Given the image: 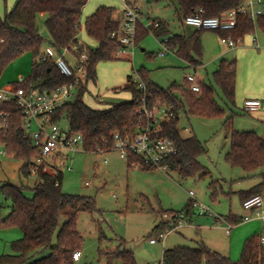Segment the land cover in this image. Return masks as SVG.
I'll return each mask as SVG.
<instances>
[{"label": "trees", "instance_id": "trees-1", "mask_svg": "<svg viewBox=\"0 0 264 264\" xmlns=\"http://www.w3.org/2000/svg\"><path fill=\"white\" fill-rule=\"evenodd\" d=\"M179 18L191 14L197 7H202L207 14H215L235 4V0H176ZM87 0H14L4 13H0V75L12 61L29 52L33 56L31 72L23 81H15V86L26 90L34 88L54 89L69 81L50 61L39 62L37 56L47 44L57 48L74 43L79 38L80 18ZM38 14H45L44 24L49 38H44L36 25ZM158 26L138 25L135 43L140 37L151 31L156 38L168 35L167 24L161 20ZM120 18L116 9L109 5H100L86 16L84 28L87 36L95 42L88 47V74L86 83L79 86L74 100L68 101L50 112L51 124L81 133L82 147L86 151H107L112 149L114 134L132 133L144 118L137 107L140 91L130 81L127 74L125 82L115 91H128L131 98L123 102H110L102 108H95L82 99L89 82L95 81V66L102 61L113 58L112 53L119 43L110 34L118 29ZM258 27L264 35V13L259 15L255 24L245 16H238L234 28L229 30H213L223 38H243ZM204 29H184L172 32L168 39V47L177 56L190 65L201 64L200 34ZM47 42V44H46ZM146 88V105L149 108L162 104H172L177 112L183 110L192 115L204 117L219 116L224 118L223 124L229 132L230 150L225 158L232 166H238L246 172H253L264 167V139L253 131H240L233 127V116L227 115V107L216 100L214 84L219 87L226 103H235L236 62L235 59L221 58L217 68L212 72V82L200 81L198 91L190 89V83L172 82L167 87L156 84L146 70L139 69ZM0 111L9 114L8 128L1 142L5 152L22 161L19 172L22 176L31 175V168L36 170V180L31 187L33 195L24 194L25 186L4 181L0 185V195L9 201L10 211L1 216L4 201L0 200V226H17L21 237L11 242L12 252L0 255V264H74L72 253L80 250L82 236L76 229V221L81 211L92 213L96 210L92 196L71 194L62 191V172L56 174L49 168L35 163L40 151L22 126V108L15 100L0 102ZM65 119L66 127L60 125ZM179 119L162 123V133L170 136L178 149L177 154L166 160L167 169L176 170L185 177L200 168L197 156L205 151L201 141L195 136L183 137L180 134ZM142 169H154L144 167ZM260 181L247 190L240 191L243 200L254 194L264 196V168L259 172ZM55 182H58L55 184ZM189 200L184 211L191 207ZM169 210L161 212H177ZM181 211V210H179ZM64 221L56 234V243L52 245L54 231L59 225L60 216ZM225 220L233 223L241 221L237 215H230ZM170 227V223L161 219L152 232L162 233ZM261 245L255 236L248 237L242 246L239 257L235 260L218 251L211 250L202 241L194 247L176 245L164 248L160 264H262L259 252ZM39 255V256H38ZM112 256L121 259L122 264H135L133 253L125 248L115 251Z\"/></svg>", "mask_w": 264, "mask_h": 264}, {"label": "rangeland", "instance_id": "rangeland-1", "mask_svg": "<svg viewBox=\"0 0 264 264\" xmlns=\"http://www.w3.org/2000/svg\"><path fill=\"white\" fill-rule=\"evenodd\" d=\"M13 2L14 0H0V13L3 14L5 7L9 8ZM100 5L113 6L120 11L122 9L121 0H87L82 9L78 34L79 40L89 48L94 47L95 42L87 36L84 21L86 16ZM137 5L144 15L142 18L144 24L150 20H161L167 24L170 33H178L183 29L189 32L193 29L188 25H182L176 0L149 2L139 0ZM262 10L264 13V5ZM45 17V14H38L36 25L40 34L48 39ZM255 35L259 42L264 37L260 29L255 27L254 32L244 36L243 42L246 43ZM160 48L156 36L148 31L139 38L133 48H128L130 57L99 62L95 66V81L88 83L87 90L82 96L83 101L90 106L98 107L102 103L129 100L131 94L128 91L115 89L125 82L127 74L135 75L139 69L146 70L149 77L161 87H167L172 82L181 83L186 73H193L192 67L174 52H167L163 56L157 55ZM234 56L233 51L226 55L228 60ZM33 59L32 54L27 52L8 64L0 75V87L28 76ZM215 60L218 64L220 59ZM239 61L236 55V65ZM211 67V65L207 67L208 76L201 67L199 70L201 69L200 75L204 76V81L213 83L214 68ZM214 88L218 103L227 107V115L233 116V127L240 131H253L264 139V121H261L254 112L243 111L242 100L238 101L236 96L234 104L226 103L219 87L214 84ZM75 98L74 95L71 100ZM223 120L224 118L219 116L204 117L180 111L181 136L195 135L205 149L197 156L200 168L185 177L172 169L129 167L124 156L116 148L96 152L79 148L70 154L71 159L63 160L59 164L62 172V191L92 196L96 206L92 213L81 211L78 215L76 229L82 236L81 257L74 264H122L121 259L112 254L123 248L133 253L135 264H160L165 247L195 246V241L182 238L180 233L185 231V235L193 239L199 238L198 230L192 227L198 223V218L209 220L208 226L221 224L226 227L224 219L230 215H237L239 218L250 215V210L242 205L240 191L257 184L261 180L259 172L264 167L246 172L238 166H232L226 160L225 155L230 150V139ZM60 125L66 127V120H61ZM0 149L5 150V147L0 145ZM7 160H13L11 163L13 166L8 165ZM17 162L16 158L10 157L7 153L0 154V181L22 183L25 186L24 194L31 197L33 195L31 187L35 178L29 176L24 180L19 177L14 170ZM67 165H70L71 169H67ZM86 181L89 182L88 185L85 184ZM190 191L193 195H190ZM193 199L207 206L211 215H199L195 208L189 207L187 214L191 216L192 222L189 221L188 224L192 226L169 231L164 239L160 233H151L152 228L162 219L161 211L184 210L186 203ZM0 200L4 201L1 195ZM9 211V201H4L1 216L5 217ZM213 215L221 216L223 221L215 222ZM64 219L61 215L59 225L54 231L52 245L56 243V234ZM258 223L260 221L257 219L248 222L238 221L233 223L228 232L225 228L203 227L202 239H208L211 246L219 247L221 249L219 251L224 253L231 248L233 255L230 257L235 260L239 257L247 237L257 233ZM21 235V230L17 226H0V255L12 252L11 242ZM151 238L156 239V243H151ZM88 250H94L95 256L88 254ZM259 252L264 264V249L261 252L260 247Z\"/></svg>", "mask_w": 264, "mask_h": 264}, {"label": "built area", "instance_id": "built-area-1", "mask_svg": "<svg viewBox=\"0 0 264 264\" xmlns=\"http://www.w3.org/2000/svg\"><path fill=\"white\" fill-rule=\"evenodd\" d=\"M138 1L121 0L122 9L121 14L118 16L120 25L118 29L110 34L119 43L118 48L112 53L113 58H128V48H133L136 44L135 37L139 24L143 27H148L151 24L158 26V21L156 20H150L147 24L143 23L142 18L144 15L140 12L137 5ZM263 5L264 0H235L233 6L215 14H207L202 7H197L191 14L182 18V25L185 24L196 29L229 30L235 27L238 16H245L255 24L257 17L263 14ZM171 33L157 38L161 47L157 55L163 56L167 52H172L167 45ZM225 40L230 47H234L241 41V38L234 40L228 37ZM251 41L254 47H261L256 35L251 38ZM36 60L39 62L50 61L60 74L69 78V81L51 90L39 88L26 90L11 83L0 87V102L15 100L22 108L23 129L30 135L33 144L40 151L35 163L43 165L44 169L49 168L51 172L56 174L61 170L59 164L63 160L71 159V153L83 148V137L81 133H75L67 128H60L51 124L49 122L50 112L71 101L72 96L76 95L79 86L86 83L88 47L79 38L74 43L61 48L47 44ZM190 66L194 71L193 73H186L184 78L190 83L192 91H198L201 81L198 76L201 64ZM21 81H23V77L18 80V82ZM130 81L140 91L137 111L143 116L144 120L138 123L137 129L132 133L121 135L116 132L112 148L119 150L129 167L141 169L151 167L166 170L168 168L166 164L167 158L177 154L178 149L174 140L162 133V123L180 118V111L176 112L172 104H162L149 108L146 105L145 84L140 74L131 75ZM241 109L248 112L264 111V94L260 98H245L242 101ZM8 118V113L0 111V140L8 128ZM0 145H3V142L0 141ZM0 153L4 154L6 152L0 149ZM104 162H106V158ZM66 168L71 169V166L67 165ZM30 172L35 175V168L32 167ZM57 183L55 182V184ZM85 184L88 185L89 182L86 181ZM190 195H193L191 191ZM190 204L191 207L197 210V214H210L207 206L197 202L195 199L191 200ZM242 205L245 209L250 210V215L241 217V221L259 219L264 222V196L262 194H254L243 199ZM187 216L188 214L184 210L172 213L163 212L162 219L169 222L170 227L160 233L161 237L164 239L169 231L185 225L188 222ZM213 217L215 222L223 221V218L219 215H213ZM224 222H226L225 228L228 232L233 224L225 219ZM155 241L156 239L154 238L150 239L151 243ZM258 242L264 247V223L262 232L258 236ZM80 257V250H75L72 253L74 261H78Z\"/></svg>", "mask_w": 264, "mask_h": 264}, {"label": "crops", "instance_id": "crops-1", "mask_svg": "<svg viewBox=\"0 0 264 264\" xmlns=\"http://www.w3.org/2000/svg\"><path fill=\"white\" fill-rule=\"evenodd\" d=\"M146 1L149 2L151 0H146ZM116 13L119 16L121 14V11L116 10ZM243 38L241 39V41L239 42L238 45H236L234 47H230L227 44V41L225 40V38L220 37L213 30H210V29H207L206 31L203 30L202 33L200 34L201 69L205 70L206 76H208L207 67L209 65H211L212 66L211 68H214V70L217 68L218 64L215 62L216 58L228 59V57H226V55H229V52L233 51L235 56L231 59H235V62H236V55L240 59L239 63L236 65V81H235V96L238 99V101H241V100L243 101L245 98H260L264 94V37L261 39L260 42H259L258 37H257L258 43L261 45L260 48H256V47L254 48V46H250V45H253L251 40H247L246 43H244ZM128 57H130V53H129ZM187 65L190 66L188 62H187ZM200 70H199V75H198L199 79L201 81H204L203 80L204 76L200 75ZM108 103H110V102H108ZM108 103H102L101 106H98L95 108L105 107L108 105ZM92 107H94V106H92ZM253 112L257 117H259V119L261 121H264V111L263 110H256ZM0 154H2V153H0ZM9 156L13 157L12 155H9ZM12 162H14V161L13 160H7L8 165L13 166V164H11ZM21 163H22V161L18 160L17 164L14 165V168H15L14 170L17 171V173L19 174V177H21L24 180H27V178L29 176L24 177L19 172V167H20ZM30 176L35 178L34 179V182H35L36 176L34 174H31ZM4 181H0V185ZM13 184H15V183H13ZM19 184H22V183H18L17 185H19ZM187 220H188V222L189 221L192 222L191 216L190 217L187 216ZM210 221H212V220H210ZM249 221H252V220H249ZM257 221H260V223L257 224L258 231H257V233H255L251 236H255L258 239V236L261 233L262 226H263L264 222L262 220H259V219H257ZM188 222H187V224L177 228L176 230H178V229L180 230L182 227L192 226V224H188ZM197 222L198 223L192 227H194L195 230H198V232L200 234L199 238L193 239V238L185 235L184 234L185 231H184V233L183 232L180 233L181 237L182 238H189L192 241H195V243H196L195 246L198 245V241L200 240L211 250L218 251L224 255H227L228 257L233 255L231 248H229L227 250V252L224 253V252L219 251V250H221L219 247H216L214 245L211 246V243L208 241V239H205V240L202 239L203 238V234H202L203 233L202 232L203 227H204V229H209V228L222 229V228H225V227H223V225L212 224L211 226H208L209 220L201 219V218H198ZM244 222H248V221H244ZM229 234H230V232H229ZM166 235H165V237H166ZM154 243H156V242H154ZM174 246H176V245H174ZM263 249H264V247L261 246V252ZM95 254H96V252H95Z\"/></svg>", "mask_w": 264, "mask_h": 264}, {"label": "water", "instance_id": "water-1", "mask_svg": "<svg viewBox=\"0 0 264 264\" xmlns=\"http://www.w3.org/2000/svg\"><path fill=\"white\" fill-rule=\"evenodd\" d=\"M88 254H91L92 257L95 256V251L94 250H88Z\"/></svg>", "mask_w": 264, "mask_h": 264}]
</instances>
